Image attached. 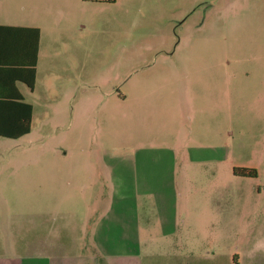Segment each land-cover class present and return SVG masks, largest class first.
<instances>
[{"label": "rangeland", "instance_id": "obj_1", "mask_svg": "<svg viewBox=\"0 0 264 264\" xmlns=\"http://www.w3.org/2000/svg\"><path fill=\"white\" fill-rule=\"evenodd\" d=\"M22 1L41 60L31 132L0 138V253L264 256V131L231 106L264 0Z\"/></svg>", "mask_w": 264, "mask_h": 264}, {"label": "crops", "instance_id": "obj_2", "mask_svg": "<svg viewBox=\"0 0 264 264\" xmlns=\"http://www.w3.org/2000/svg\"><path fill=\"white\" fill-rule=\"evenodd\" d=\"M116 2V0H115ZM114 2V3H115ZM171 0H152V4L166 6L170 4ZM112 3V4H114ZM22 0H0V26L13 27V28H35L39 30V42L37 51V61L35 66V84L33 90H30L24 84L18 83L17 89L22 95L24 102H26L24 95L21 91V86L27 88L31 93L34 92L37 80V69L41 60L42 48V34L41 29L35 23L36 17L29 15ZM20 34L15 41H7L5 38L4 43H0V48H7L12 51L11 55L14 57L11 62L29 63L32 58V33H18ZM25 34V35H23ZM26 36V37H25ZM233 76V75H232ZM28 103V102H26ZM30 104V103H29ZM231 106L235 110V118L237 123L242 114L249 118L252 128L257 131H264V79L254 80L248 77L244 79L233 76L231 78ZM33 122V106H32V119L31 129ZM247 121L241 124L245 125ZM20 129V128H19ZM31 132V131H30ZM28 134L24 135L27 136ZM22 136V137H24ZM3 138L12 141L21 139ZM41 246L44 244L41 243ZM49 246V245H47ZM57 254H43V253H0V264H54L58 261L76 262L75 264H98L97 258L94 260L81 257L79 254L76 256H66ZM161 259L151 257L148 260L149 264H264L263 255H250L244 258L231 254H214L203 256H189V255H167L160 256ZM107 260L110 264H134L133 256L112 254L110 256L101 257ZM162 260V261H159ZM161 262V263H160Z\"/></svg>", "mask_w": 264, "mask_h": 264}, {"label": "trees", "instance_id": "obj_3", "mask_svg": "<svg viewBox=\"0 0 264 264\" xmlns=\"http://www.w3.org/2000/svg\"><path fill=\"white\" fill-rule=\"evenodd\" d=\"M114 2L105 0L108 4ZM18 33L33 35L29 36V40L32 39V58L29 63L11 62L15 60L12 51L0 48V137L11 139H18L31 131L32 105L24 102L16 85L21 83L33 90L39 42L38 29L0 26V43H4L5 38L7 41H15L20 37ZM232 173L242 178L257 177L254 168L234 167Z\"/></svg>", "mask_w": 264, "mask_h": 264}]
</instances>
